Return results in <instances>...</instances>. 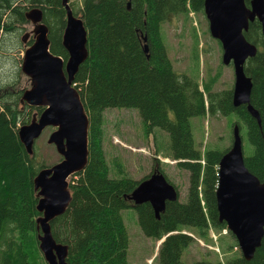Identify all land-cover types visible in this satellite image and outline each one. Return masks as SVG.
<instances>
[{
	"label": "trees",
	"instance_id": "16d2710c",
	"mask_svg": "<svg viewBox=\"0 0 264 264\" xmlns=\"http://www.w3.org/2000/svg\"><path fill=\"white\" fill-rule=\"evenodd\" d=\"M244 1L248 5L249 0ZM80 2L79 11L73 13L85 27L88 55L73 84L89 119L88 158L86 167L69 178L71 200L65 211L50 221L54 240L68 247L67 264H127L128 235L121 216L126 208L135 209L146 237L158 241L166 235L157 252L159 264H264V235L250 260L240 254L224 263L181 259L193 242L191 235L182 232L184 228L205 235L210 228L225 227L218 220L215 191L218 162L228 148L201 152L193 139L190 118L235 116L245 133V166L264 179V37L260 23L250 22L244 32L245 39L257 47L255 56L245 62L244 71L252 81L250 103L260 116L259 126L244 105H232V89L212 91L213 78L200 88L196 78L173 68L161 38V25L188 11L203 13V0ZM33 7L42 10L51 53L65 61L68 54L62 46L66 21L62 0H0V52L6 45L3 35L12 39L14 30L26 32L25 13ZM31 42L30 37L26 46ZM25 83L19 69L15 81L4 87L6 93L0 92V264H46L36 239L39 213L33 189V178L46 165H38L35 150L28 155L17 136L18 127L28 123L34 112L42 111L21 106ZM108 108H135L146 133L157 128L168 134L171 158L188 172L185 202H166L156 218L149 203L133 205L127 197L151 173L139 181L108 176L101 146L103 113ZM154 170L170 182L158 160L151 172Z\"/></svg>",
	"mask_w": 264,
	"mask_h": 264
},
{
	"label": "water",
	"instance_id": "95a60500",
	"mask_svg": "<svg viewBox=\"0 0 264 264\" xmlns=\"http://www.w3.org/2000/svg\"><path fill=\"white\" fill-rule=\"evenodd\" d=\"M65 27L62 46L68 57L64 61L49 49L47 26L42 22V10L30 8L25 18L32 26L20 40L26 45L21 60V72L28 77L20 104L42 108L32 114L27 124L17 130L26 153H34V142L46 127H53L47 144L54 145L61 160L42 168L33 178L36 192V230L38 248L46 264H67L68 247L57 243L51 233L50 221L61 215L71 200L68 178L82 171L88 158L89 119L77 89L73 85L79 66L85 61L87 33L82 19L73 13L68 0H62ZM203 10L210 35L221 45V61L232 64L234 83L231 101L234 107L244 105L260 126V116L250 103L251 78L244 71L245 62L255 56L257 47L245 39L249 23L257 20L264 37V0H203ZM143 41L145 43L146 37ZM147 44L144 51L147 52ZM133 205L149 203L156 218L166 202L178 199L177 190L159 170H154L127 196ZM218 220L235 237L241 256L250 260L264 235V179L251 173L244 163L240 127H232V142L218 162L215 191ZM164 240L162 238L161 242Z\"/></svg>",
	"mask_w": 264,
	"mask_h": 264
},
{
	"label": "rangeland",
	"instance_id": "374dc122",
	"mask_svg": "<svg viewBox=\"0 0 264 264\" xmlns=\"http://www.w3.org/2000/svg\"><path fill=\"white\" fill-rule=\"evenodd\" d=\"M69 3L72 4L74 12L79 11L80 0H69ZM31 29L28 22L25 30ZM23 32L20 28L14 30L12 39H9L10 35H3V43L6 44L0 52V92L3 94L6 93L4 87L12 84L17 78L18 70L21 71V60L26 48L20 42ZM160 34L174 70L196 78L200 88L213 78L212 91L232 89V64L224 65L221 62V45L217 39L211 37L204 12L188 11L181 16L172 17L161 25ZM22 75L26 81L24 87L22 86L24 90L29 86V79L23 73ZM234 123L236 117L232 114H207L190 118L196 147L201 152L207 148H228L232 142ZM53 130L55 128L46 127L34 142L35 161L38 165L50 166L60 160L54 146L47 144L48 136ZM241 133L245 140L244 130ZM169 143V136L163 130L154 128L146 133L135 108H108L103 113L101 146L108 176L139 181L152 174L153 163L158 160L159 168L177 188L178 200L185 202L188 172L176 166V161L171 158ZM243 145V153H246V141ZM121 216L128 235L127 264H159L157 251L160 241L143 234L135 209H123ZM211 231L217 236L216 239L212 237ZM220 231L221 229H213L201 235L195 229L184 228L182 232L191 235L193 242L183 251L181 259L185 262L206 259L224 263L236 254L241 255L239 247L235 245V237L228 230L227 234H220Z\"/></svg>",
	"mask_w": 264,
	"mask_h": 264
}]
</instances>
